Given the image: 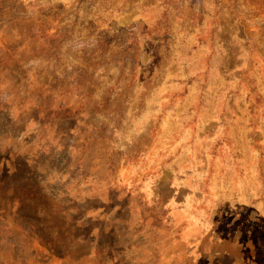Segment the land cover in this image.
Returning a JSON list of instances; mask_svg holds the SVG:
<instances>
[{
  "label": "rangeland",
  "instance_id": "374dc122",
  "mask_svg": "<svg viewBox=\"0 0 264 264\" xmlns=\"http://www.w3.org/2000/svg\"><path fill=\"white\" fill-rule=\"evenodd\" d=\"M0 264H264V0H0Z\"/></svg>",
  "mask_w": 264,
  "mask_h": 264
}]
</instances>
